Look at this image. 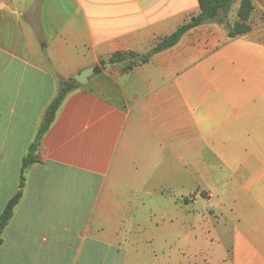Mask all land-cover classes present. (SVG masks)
I'll list each match as a JSON object with an SVG mask.
<instances>
[{
  "label": "crops",
  "instance_id": "crops-1",
  "mask_svg": "<svg viewBox=\"0 0 264 264\" xmlns=\"http://www.w3.org/2000/svg\"><path fill=\"white\" fill-rule=\"evenodd\" d=\"M251 2L244 36L208 22L66 94L0 264H264V0ZM198 11L197 0H0V213L59 81L145 55Z\"/></svg>",
  "mask_w": 264,
  "mask_h": 264
},
{
  "label": "trees",
  "instance_id": "trees-1",
  "mask_svg": "<svg viewBox=\"0 0 264 264\" xmlns=\"http://www.w3.org/2000/svg\"><path fill=\"white\" fill-rule=\"evenodd\" d=\"M236 1L237 0H197L198 13L180 25L172 34L157 42L156 45H154V47H152L145 55L139 56L135 53H129L124 57L123 55L116 54L110 59V62H120L126 58L131 59V61L123 67L125 70L131 69L135 64L145 63L152 55L174 46L189 30L215 20L222 22L223 18L227 16L233 3ZM238 2L236 20L226 29V34L229 39H235L250 32L249 20L253 9L252 2L251 0H238ZM78 87L80 86L72 78L59 81L58 93L48 105L44 114L43 122L36 133L35 139L29 146L27 154L22 159L19 189L8 200L0 213V245L3 242V230L11 220L14 209L22 198L23 188L25 186V172L32 164L37 162V150L40 146L41 139L52 124L55 114L66 94L72 89Z\"/></svg>",
  "mask_w": 264,
  "mask_h": 264
},
{
  "label": "water",
  "instance_id": "water-1",
  "mask_svg": "<svg viewBox=\"0 0 264 264\" xmlns=\"http://www.w3.org/2000/svg\"><path fill=\"white\" fill-rule=\"evenodd\" d=\"M129 61L124 60L120 62H114V63H106L103 64L105 68H121L125 64H127ZM96 66H90L85 69H82L78 73L72 75V79L80 86H85L89 82V80L96 74Z\"/></svg>",
  "mask_w": 264,
  "mask_h": 264
},
{
  "label": "rangeland",
  "instance_id": "rangeland-1",
  "mask_svg": "<svg viewBox=\"0 0 264 264\" xmlns=\"http://www.w3.org/2000/svg\"><path fill=\"white\" fill-rule=\"evenodd\" d=\"M236 5H237V2L233 3V6L230 8L227 16L225 18H223L222 22H219L217 20L212 21V22L221 26L224 30H226L228 28V26H231L234 23V21L236 20V13H235ZM220 16H221V14H220ZM249 25H250V22H249ZM237 38H235V39H237ZM228 40H233V39L228 38ZM231 52H232V55L235 56L236 50H232ZM103 68H104L103 65H100L97 67V71H100ZM186 199H187V197H186Z\"/></svg>",
  "mask_w": 264,
  "mask_h": 264
},
{
  "label": "built area",
  "instance_id": "built-area-1",
  "mask_svg": "<svg viewBox=\"0 0 264 264\" xmlns=\"http://www.w3.org/2000/svg\"><path fill=\"white\" fill-rule=\"evenodd\" d=\"M212 197V196H211ZM187 200L190 202V203H193L195 201V195H189L187 197Z\"/></svg>",
  "mask_w": 264,
  "mask_h": 264
},
{
  "label": "flooded vegetation",
  "instance_id": "flooded-vegetation-1",
  "mask_svg": "<svg viewBox=\"0 0 264 264\" xmlns=\"http://www.w3.org/2000/svg\"><path fill=\"white\" fill-rule=\"evenodd\" d=\"M95 71H97V70H95Z\"/></svg>",
  "mask_w": 264,
  "mask_h": 264
}]
</instances>
